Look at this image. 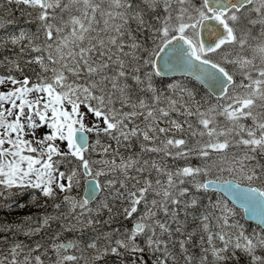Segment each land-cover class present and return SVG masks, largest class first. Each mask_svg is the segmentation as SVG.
Wrapping results in <instances>:
<instances>
[{"label": "snow or ice", "instance_id": "snow-or-ice-1", "mask_svg": "<svg viewBox=\"0 0 264 264\" xmlns=\"http://www.w3.org/2000/svg\"><path fill=\"white\" fill-rule=\"evenodd\" d=\"M0 66V264H264V0H0Z\"/></svg>", "mask_w": 264, "mask_h": 264}, {"label": "trees", "instance_id": "trees-1", "mask_svg": "<svg viewBox=\"0 0 264 264\" xmlns=\"http://www.w3.org/2000/svg\"><path fill=\"white\" fill-rule=\"evenodd\" d=\"M0 71H1V72L4 71V67H3V66L0 67ZM157 79H159V78H157ZM158 82H159V81H158ZM81 190H82V189H80V191H81ZM25 198H27V194H25ZM213 198H215V196H213ZM33 211L35 212V209H34V208H33ZM240 214H241V223H246V220L243 218L242 210H240ZM246 226H247V224H246ZM191 250L193 251V253L195 252V254H198V253H196V251H199L198 248H192Z\"/></svg>", "mask_w": 264, "mask_h": 264}, {"label": "water", "instance_id": "water-1", "mask_svg": "<svg viewBox=\"0 0 264 264\" xmlns=\"http://www.w3.org/2000/svg\"><path fill=\"white\" fill-rule=\"evenodd\" d=\"M177 74H178V73H177ZM169 75H172V74H169ZM229 199H231V198L229 197ZM247 219H248V220H251V218H250V217H247Z\"/></svg>", "mask_w": 264, "mask_h": 264}, {"label": "rangeland", "instance_id": "rangeland-1", "mask_svg": "<svg viewBox=\"0 0 264 264\" xmlns=\"http://www.w3.org/2000/svg\"><path fill=\"white\" fill-rule=\"evenodd\" d=\"M250 230V229H249ZM198 248V247H197ZM199 249V248H198ZM199 251H196V253H198ZM194 254H195V252H194Z\"/></svg>", "mask_w": 264, "mask_h": 264}]
</instances>
